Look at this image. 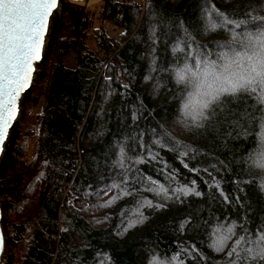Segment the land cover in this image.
I'll use <instances>...</instances> for the list:
<instances>
[{
    "label": "trees",
    "instance_id": "trees-1",
    "mask_svg": "<svg viewBox=\"0 0 264 264\" xmlns=\"http://www.w3.org/2000/svg\"><path fill=\"white\" fill-rule=\"evenodd\" d=\"M100 17L92 30V12L61 0L52 18L37 89L20 101L39 110L34 125L15 123L0 158L2 260L264 264L229 255L264 232V103L241 91L193 121L178 76L243 51L264 32V0H102Z\"/></svg>",
    "mask_w": 264,
    "mask_h": 264
},
{
    "label": "snow or ice",
    "instance_id": "snow-or-ice-1",
    "mask_svg": "<svg viewBox=\"0 0 264 264\" xmlns=\"http://www.w3.org/2000/svg\"><path fill=\"white\" fill-rule=\"evenodd\" d=\"M56 7L57 0H0V146L15 118L20 94L31 83L33 62L41 58L48 19ZM224 23L232 22L225 19ZM246 39L243 51L234 50L230 59H199L178 73L181 81L187 77L192 83L193 91L184 110L193 121L206 119V110L221 97L241 91L257 94L264 103V32L255 38L249 34ZM260 166L264 167V162ZM161 191L167 190L161 186ZM179 191L189 194L194 189L185 187ZM231 232L230 227L228 233ZM229 238L221 237L218 247H223ZM2 244L0 236V247ZM241 251L249 257L264 259V232L255 239L241 237L229 255L239 258Z\"/></svg>",
    "mask_w": 264,
    "mask_h": 264
},
{
    "label": "rangeland",
    "instance_id": "rangeland-1",
    "mask_svg": "<svg viewBox=\"0 0 264 264\" xmlns=\"http://www.w3.org/2000/svg\"><path fill=\"white\" fill-rule=\"evenodd\" d=\"M60 1H59V4H58V7L56 8V10L53 13V17H54V15L60 13ZM68 1L71 2V3H74V2H72L70 0H68ZM79 5H84L90 12H92V18H93L92 19L93 20L92 26H94V28L92 27V30H95V28H96V26L98 25V22H99L102 0L92 1V2L83 3V4L81 3ZM144 5H145V3H144ZM144 5H141V7L144 8ZM104 26H106L108 28V30L110 31L111 35H112V33L115 35L119 31L118 30L119 28L117 26L111 24V23H107ZM48 37H49V35H48ZM47 41H48V39H47ZM93 42L94 41L92 40V44L94 45ZM44 52H45V50H43V53ZM41 63H42V59L36 65V71H35V74L33 76L32 83H31L32 84L31 85V89H30L31 91H34L35 89H37V85H38L37 77H38V74L40 73L39 64H41ZM66 64L69 67H73L75 65V59L74 58L68 59ZM32 108L33 107L31 106V103L30 104L27 103V104H25V106H22L21 103H20V110H19V115L16 118V123H18V125L20 127V130L22 132H30L32 130L30 128L34 125V123H33V120H32L33 118H31V114L39 111L38 109H32ZM35 127H36V125H35ZM35 127L33 129H35ZM31 133H33V132H31ZM35 134L37 136L38 132H36ZM36 136H31V137L28 138L29 150L33 151L34 143H35V137ZM23 153H25V152H23ZM28 158H31V155H30L29 151H28ZM28 162H30V161L28 160ZM71 202L72 201L70 200L69 203H71ZM87 206H88V204H85V207H87ZM16 217H18V216H16ZM2 219H3V214H2L1 220ZM1 227H2V232H3V236H4V247H5V240L7 239V230L3 228L2 224H1ZM24 244H25V241L22 242L19 245L18 248L14 249L13 253L15 255V259H18V257H20V255L23 253ZM0 264H5V262L2 260V257H1Z\"/></svg>",
    "mask_w": 264,
    "mask_h": 264
},
{
    "label": "water",
    "instance_id": "water-1",
    "mask_svg": "<svg viewBox=\"0 0 264 264\" xmlns=\"http://www.w3.org/2000/svg\"><path fill=\"white\" fill-rule=\"evenodd\" d=\"M59 1H60V0H57V7H58V4H59ZM57 7H56V8H57ZM56 8L53 10L51 16H50L49 19H48L47 32H46V34H45V36H44V42H43V46H42L41 51H40V57H42L43 50H44L45 47H46V42H47V39H48V35H49V33H50L51 21H52V18H53V13H54V11L56 10ZM40 59H41V58H40ZM40 59H39L38 61H34V62H33V72L35 71L36 64L40 61ZM33 72H32V76H31V83H32V79H33ZM31 83H30V85H29V86H28V87H27V88H26V89L20 94V97H19V99H18V101H17V107H16V112H15V118L12 120L11 125L9 126V128H8V130H7V136H6L5 140H4L3 145L0 146V158H1V155H2V153H3V150H4V144H5L6 140H7V137H8V135H9L10 129H11V127H12V126L15 124V122H16V118H17V114H18V105H19V101H20L22 95H23L26 91H28V90L31 89ZM1 217H2V210H1V207H0V236H2V239H3L2 247H0V262H1V257H2V253H3V250H4V236H3L2 227H1Z\"/></svg>",
    "mask_w": 264,
    "mask_h": 264
},
{
    "label": "bare ground",
    "instance_id": "bare-ground-1",
    "mask_svg": "<svg viewBox=\"0 0 264 264\" xmlns=\"http://www.w3.org/2000/svg\"><path fill=\"white\" fill-rule=\"evenodd\" d=\"M70 1H72V2H74V3H79V4H83V3H88V2H92V1H99V0H70ZM52 22V21H51ZM46 45H47V43H46ZM45 49H46V47H45ZM44 49V50H45ZM43 54V53H42ZM43 56V55H42ZM41 59H42V57H41ZM40 59V60H41ZM37 65V64H36ZM35 71H36V67H35ZM35 71L33 72V76H34V74H35ZM32 85V84H31ZM24 95V94H23ZM22 95V96H23ZM22 98V97H21ZM20 101H21V99H20ZM20 101H19V105H18V114H17V116L19 115V110H20ZM16 123V122H15Z\"/></svg>",
    "mask_w": 264,
    "mask_h": 264
},
{
    "label": "built area",
    "instance_id": "built-area-1",
    "mask_svg": "<svg viewBox=\"0 0 264 264\" xmlns=\"http://www.w3.org/2000/svg\"><path fill=\"white\" fill-rule=\"evenodd\" d=\"M117 1L120 3H124V2H127L128 0H117ZM137 1L140 5H144V3H145V0H137ZM100 20H101V17H99V21ZM99 32H100V30H99ZM96 42L97 43L99 42V38H96Z\"/></svg>",
    "mask_w": 264,
    "mask_h": 264
}]
</instances>
